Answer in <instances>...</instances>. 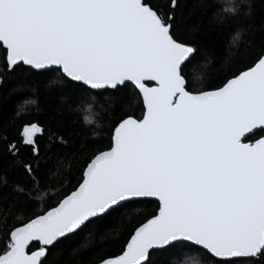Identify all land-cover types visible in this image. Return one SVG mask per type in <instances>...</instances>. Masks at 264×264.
<instances>
[{
    "label": "snow or ice",
    "instance_id": "1",
    "mask_svg": "<svg viewBox=\"0 0 264 264\" xmlns=\"http://www.w3.org/2000/svg\"><path fill=\"white\" fill-rule=\"evenodd\" d=\"M241 7L252 15L250 2L229 11ZM181 9L182 0H0L3 67L57 73L60 92L107 101L114 116L103 146L72 156L75 184L51 198V179L65 178V137L42 147L47 128L35 118L11 138L0 126V264H48L58 245L145 203L156 207L142 220L101 233L102 243L127 238L98 264L178 255L264 264V25L235 31L226 60L235 69L209 82L200 47L182 36ZM63 117L54 108L49 122Z\"/></svg>",
    "mask_w": 264,
    "mask_h": 264
},
{
    "label": "trees",
    "instance_id": "2",
    "mask_svg": "<svg viewBox=\"0 0 264 264\" xmlns=\"http://www.w3.org/2000/svg\"><path fill=\"white\" fill-rule=\"evenodd\" d=\"M245 2L254 4L252 15H243L245 8H239L238 14L229 9H237ZM184 28L182 36L193 39L201 49L206 68H201L209 82L220 79L229 68L235 69V64L226 63L229 53L231 36L239 28H248L259 32L264 25V0H208L206 5L198 6L195 0H182L181 9ZM217 16L226 17L224 23H216ZM259 47L250 49V54L258 52ZM4 60L0 58V126L6 128L9 138L15 134L16 128L24 120L33 118L45 124L47 131L41 146L47 147L52 138L63 135L68 143L67 157L62 183L58 178H52L47 197H56L62 188L68 186L69 180L75 184L74 175L78 174L79 161L72 159L79 154V149L94 151L107 142V133L103 130L113 120L112 109L107 101H93L88 93L82 90H67L63 87L57 73L29 71L24 66L16 71L3 67ZM190 73V79H191ZM193 86L199 87L198 80H192ZM132 90L127 89L118 94L124 98L122 103L129 104L128 97ZM26 101H29L26 103ZM31 101H34L31 102ZM54 108L63 111L64 117L56 123L49 122L50 113ZM131 110L137 116L141 115L142 104H131ZM86 117H91L89 122ZM99 133V135H94ZM54 169V160L50 162ZM156 207L154 203H145L134 208L130 216L117 220L110 225H104L91 234L82 233L79 237L57 246L49 255L48 264H97L110 253H118L124 236L117 243L101 242V233L108 235L109 229L119 226L125 231L129 223H137ZM156 264H161V258L156 257ZM189 257L178 255L169 259V264H189ZM193 264H198V258Z\"/></svg>",
    "mask_w": 264,
    "mask_h": 264
},
{
    "label": "water",
    "instance_id": "3",
    "mask_svg": "<svg viewBox=\"0 0 264 264\" xmlns=\"http://www.w3.org/2000/svg\"><path fill=\"white\" fill-rule=\"evenodd\" d=\"M98 264V263H97Z\"/></svg>",
    "mask_w": 264,
    "mask_h": 264
}]
</instances>
